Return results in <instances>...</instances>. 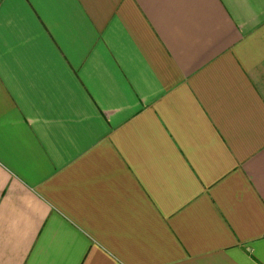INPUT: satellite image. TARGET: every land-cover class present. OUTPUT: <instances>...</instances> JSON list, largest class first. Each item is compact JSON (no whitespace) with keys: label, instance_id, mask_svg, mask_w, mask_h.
Returning <instances> with one entry per match:
<instances>
[{"label":"crops","instance_id":"obj_1","mask_svg":"<svg viewBox=\"0 0 264 264\" xmlns=\"http://www.w3.org/2000/svg\"><path fill=\"white\" fill-rule=\"evenodd\" d=\"M0 264H264V0H0Z\"/></svg>","mask_w":264,"mask_h":264}]
</instances>
